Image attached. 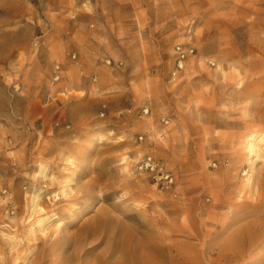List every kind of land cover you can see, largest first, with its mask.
Returning a JSON list of instances; mask_svg holds the SVG:
<instances>
[{"label": "rangeland", "instance_id": "1", "mask_svg": "<svg viewBox=\"0 0 264 264\" xmlns=\"http://www.w3.org/2000/svg\"><path fill=\"white\" fill-rule=\"evenodd\" d=\"M0 264H264V0H0Z\"/></svg>", "mask_w": 264, "mask_h": 264}, {"label": "built area", "instance_id": "2", "mask_svg": "<svg viewBox=\"0 0 264 264\" xmlns=\"http://www.w3.org/2000/svg\"><path fill=\"white\" fill-rule=\"evenodd\" d=\"M192 48H184L181 45H176L174 48L175 52V70L179 71L183 68V61L186 59L189 53H192ZM72 58H74V54H72ZM58 78V75L55 76ZM94 80V78H93ZM102 108L105 107V104H101ZM149 108L146 106L141 107V115L147 114ZM100 115L104 114V110H100ZM161 122L164 124L167 123V120L161 119ZM144 136L142 134H138L136 140L142 142L144 140ZM134 171L138 174H145L151 182L160 186L161 188H172L176 185L175 177L172 172L164 169V166L161 162L156 158V156L147 152L143 156L139 157L134 164Z\"/></svg>", "mask_w": 264, "mask_h": 264}, {"label": "bare ground", "instance_id": "3", "mask_svg": "<svg viewBox=\"0 0 264 264\" xmlns=\"http://www.w3.org/2000/svg\"><path fill=\"white\" fill-rule=\"evenodd\" d=\"M249 143H250V142H249ZM252 146H253V144L250 145V147H252Z\"/></svg>", "mask_w": 264, "mask_h": 264}]
</instances>
